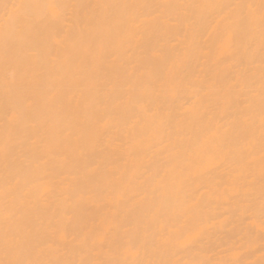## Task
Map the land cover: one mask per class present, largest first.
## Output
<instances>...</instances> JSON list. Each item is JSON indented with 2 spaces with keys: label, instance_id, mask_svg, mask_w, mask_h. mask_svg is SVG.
Listing matches in <instances>:
<instances>
[{
  "label": "snow or ice",
  "instance_id": "snow-or-ice-1",
  "mask_svg": "<svg viewBox=\"0 0 264 264\" xmlns=\"http://www.w3.org/2000/svg\"><path fill=\"white\" fill-rule=\"evenodd\" d=\"M0 264H264V0H0Z\"/></svg>",
  "mask_w": 264,
  "mask_h": 264
},
{
  "label": "bare ground",
  "instance_id": "bare-ground-1",
  "mask_svg": "<svg viewBox=\"0 0 264 264\" xmlns=\"http://www.w3.org/2000/svg\"><path fill=\"white\" fill-rule=\"evenodd\" d=\"M147 2H152V0H147ZM157 2H159V0H157ZM173 2H181V0H173ZM185 100H190L191 99V94L187 95L184 97ZM181 103L183 104V100L181 101ZM185 109L181 108V112H183ZM101 214L98 213L95 209H91L89 211H87L86 213L83 214L82 217V222H88L90 221L94 216L95 217H99ZM72 227H75V225H73ZM258 258V256H257Z\"/></svg>",
  "mask_w": 264,
  "mask_h": 264
}]
</instances>
